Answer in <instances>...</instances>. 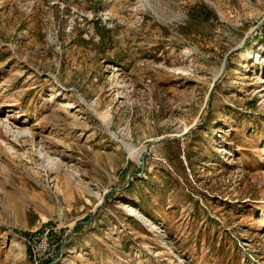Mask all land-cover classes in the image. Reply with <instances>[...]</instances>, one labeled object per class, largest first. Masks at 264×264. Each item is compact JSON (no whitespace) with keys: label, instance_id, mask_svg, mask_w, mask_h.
I'll list each match as a JSON object with an SVG mask.
<instances>
[{"label":"rangeland","instance_id":"obj_1","mask_svg":"<svg viewBox=\"0 0 264 264\" xmlns=\"http://www.w3.org/2000/svg\"><path fill=\"white\" fill-rule=\"evenodd\" d=\"M0 264H264V0H0Z\"/></svg>","mask_w":264,"mask_h":264},{"label":"built area","instance_id":"obj_2","mask_svg":"<svg viewBox=\"0 0 264 264\" xmlns=\"http://www.w3.org/2000/svg\"><path fill=\"white\" fill-rule=\"evenodd\" d=\"M57 234L56 229L50 228L46 230L44 233L40 234V236L36 239L42 241L43 249H45V252L41 255L44 256L45 253H47V258H51L55 256V251L58 247V243L54 242L53 237ZM52 239V241H50ZM42 248V247H41ZM41 258V257H40ZM47 260H50L49 258Z\"/></svg>","mask_w":264,"mask_h":264},{"label":"water","instance_id":"obj_3","mask_svg":"<svg viewBox=\"0 0 264 264\" xmlns=\"http://www.w3.org/2000/svg\"><path fill=\"white\" fill-rule=\"evenodd\" d=\"M229 56H230V55H227L226 58H225L224 69H223L221 75H223V74L226 72L227 64H228V61H229ZM221 75H220V76H221ZM215 85H216V81H215V82L213 83V85H212V89H211V91H210V93H209V99H211V96H212V94H213V92H214ZM197 127H198V125H195V126H193V127L191 128V130H195ZM189 132H190V131H187L186 133L183 134V136H187V135L189 134ZM179 137H180V136H170V137H167V138H165V139H161V140L156 141V142L154 143V145L159 144V143L162 142L163 140H172V139H176V138H179ZM146 149H148V146L146 147Z\"/></svg>","mask_w":264,"mask_h":264},{"label":"bare ground","instance_id":"obj_4","mask_svg":"<svg viewBox=\"0 0 264 264\" xmlns=\"http://www.w3.org/2000/svg\"><path fill=\"white\" fill-rule=\"evenodd\" d=\"M148 6H149V5H148ZM131 148H134L135 150H140V149H137L136 147H131ZM134 149H131V150L133 151Z\"/></svg>","mask_w":264,"mask_h":264},{"label":"trees","instance_id":"obj_5","mask_svg":"<svg viewBox=\"0 0 264 264\" xmlns=\"http://www.w3.org/2000/svg\"><path fill=\"white\" fill-rule=\"evenodd\" d=\"M51 262V261H50Z\"/></svg>","mask_w":264,"mask_h":264}]
</instances>
